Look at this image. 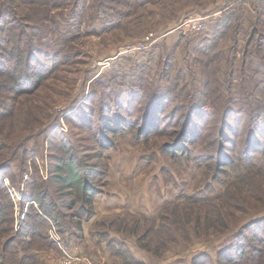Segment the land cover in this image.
Returning <instances> with one entry per match:
<instances>
[{
	"label": "rangeland",
	"instance_id": "1",
	"mask_svg": "<svg viewBox=\"0 0 264 264\" xmlns=\"http://www.w3.org/2000/svg\"><path fill=\"white\" fill-rule=\"evenodd\" d=\"M0 37L6 57L20 38V58L39 59L14 69L19 88L0 76V208L13 216L0 264H61L67 251L195 264L264 216V0H0ZM14 65L0 54L1 72ZM70 154L99 191L82 229L81 202L67 208L76 187L56 177ZM44 189L63 232L24 201ZM246 237V254L221 264L259 262L264 234Z\"/></svg>",
	"mask_w": 264,
	"mask_h": 264
},
{
	"label": "trees",
	"instance_id": "2",
	"mask_svg": "<svg viewBox=\"0 0 264 264\" xmlns=\"http://www.w3.org/2000/svg\"><path fill=\"white\" fill-rule=\"evenodd\" d=\"M0 42L3 43V37H0ZM13 42L14 43H13L12 49L15 52H17V56H16L15 52H12L11 56H9V57H6L7 53H5V52H0V54L2 55V58H9V60L12 61V63L15 65L12 66L13 68L10 67L9 69H7V71L9 70L8 72L7 71H2V72L0 71V76L7 74L6 77L9 81V86L12 89H15V88H19L20 84L22 85L21 78H19V76L16 75L15 70L16 71H17V69L19 70L18 67L21 66L22 63H26L27 66L35 65V63L39 59H37L36 57L34 58L31 53H30V55L25 57V60L21 59L20 56L22 54L21 52H22L23 45H22V43H20L21 42L20 38H17L15 41L13 40ZM29 52L30 51H28V53ZM21 60H23V62ZM33 62H35V63H33ZM40 64H41V61H40ZM31 71L32 70H30V72ZM17 73H19V72L17 71ZM34 73L35 74L32 73L34 75L33 78H36V80L38 79V81H40L42 79V74L40 72V69L36 68V70H34ZM26 84H27V86H30L29 83H26ZM129 126H130L129 124H126V126H124V128L125 129L129 128ZM119 128H122V127H118L115 129H119ZM141 129L142 128H139L138 132L141 131ZM152 129L153 128L150 126V129H148V131H145V133H151L153 131L155 132L158 130V129H155V130H152ZM119 131H121V129L116 130L115 132H119ZM99 144H101V142ZM177 148H179V147H177ZM257 148H259V147H257ZM179 149H180L179 152L183 151V147H181ZM208 154H206L202 157V161L206 162L210 159L211 156ZM221 164H222L221 165L222 170H224L226 168V166L232 165L230 161H227L226 163L223 162ZM84 166H86V165L83 164L82 159L75 158L74 156H72L70 154L69 157L67 156L65 159H62L57 164V176H56L58 179L57 181L63 183L64 186H67V187H74L75 186L76 187V190H77L76 193L79 195V197H77L76 200L71 202L70 205H67V208H73L77 204V202H81L79 204L81 207V210L79 211V215H78L79 220L77 221V226H79L80 229L83 228V224H82L83 218H85L84 221L92 220V218L96 214L92 206L94 204V196L96 193L99 192L98 187L95 184V180H94L95 177L93 175L89 174V171L87 172L88 173V175H87V173L85 172V170L87 168ZM1 168H2V166L0 167V170H1ZM83 169H84V172H83ZM0 173H1V171H0ZM250 173L246 174L244 176L243 180H245ZM32 175H34V174H32ZM243 180L240 181V184H242V182H246V180L245 181H243ZM234 185H235V183L230 185L229 189L232 188ZM249 192L255 193L256 191L251 190ZM259 192H262V194H264L263 193L264 192L263 186L259 187ZM221 195H219V196H221ZM24 196L25 197H23V198H24L25 202L31 201V203H32V209L34 210V215L37 219V224L40 222V220L42 222V219H43L45 221L44 223L47 227L48 225L46 222L53 220L55 223L58 224V226L61 229V223L60 222H61V218H62V212H61V210L58 212L56 211L57 209H59L58 206H60V204H59V202L56 201V199H50L49 200L48 199V193L45 189L41 190L38 193L34 192L32 194H28V192L26 191L24 193ZM2 209H3V207L0 208V228H1L3 221L4 222L6 220L11 221V218L13 217L10 215V212H9L10 206H8L7 212L2 213L1 212ZM242 210H244V209H242ZM3 214L6 216H3ZM262 224H264V216H261L259 218L257 217V218H254V219L248 221L247 223H245L243 225V227H241L239 232L233 236L232 242L230 244H227L226 246L222 247L217 252L216 259H214L212 257V255H210V253H207V252L203 253L202 252V253L194 256L193 262L195 264H221L223 262V260L236 261L237 258L240 257V254H242V255L246 254V247H247L246 246V238H247L246 234L247 233L251 235V238L252 237L256 238V237H258V235L264 234V232H262V231L261 232L256 231V228H260L259 226ZM63 231L64 230H62V232ZM250 231H252V234L250 233ZM92 234L96 235L97 237L99 234V236L103 239L105 237V235L98 230H94L92 232ZM100 237H99V239H100ZM16 240L17 239L14 235L7 242L5 239V241H4L5 245L3 244V249L7 250V249L13 248V246L15 244L14 242H16V246H18V244L20 242H18ZM240 247H241L240 252L239 251L236 252V250ZM21 260L24 261V259H21ZM18 262H20V260ZM31 262L34 264V258L33 257L31 259ZM257 264H264V251H263L262 258L259 260V262Z\"/></svg>",
	"mask_w": 264,
	"mask_h": 264
},
{
	"label": "built area",
	"instance_id": "3",
	"mask_svg": "<svg viewBox=\"0 0 264 264\" xmlns=\"http://www.w3.org/2000/svg\"><path fill=\"white\" fill-rule=\"evenodd\" d=\"M11 193L13 195H15V193L17 194V192L13 191V189H10ZM89 259H87V257H80L79 254H73L72 252L67 251L65 253V255L63 256L62 260H61V264H93V263H89Z\"/></svg>",
	"mask_w": 264,
	"mask_h": 264
},
{
	"label": "crops",
	"instance_id": "4",
	"mask_svg": "<svg viewBox=\"0 0 264 264\" xmlns=\"http://www.w3.org/2000/svg\"><path fill=\"white\" fill-rule=\"evenodd\" d=\"M73 254H79V253H76V252H72Z\"/></svg>",
	"mask_w": 264,
	"mask_h": 264
}]
</instances>
